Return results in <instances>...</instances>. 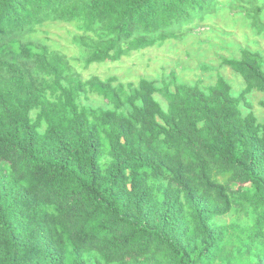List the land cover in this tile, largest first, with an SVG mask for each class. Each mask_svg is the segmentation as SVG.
Instances as JSON below:
<instances>
[{"label": "trees", "instance_id": "16d2710c", "mask_svg": "<svg viewBox=\"0 0 264 264\" xmlns=\"http://www.w3.org/2000/svg\"><path fill=\"white\" fill-rule=\"evenodd\" d=\"M220 5L0 0V264H243L229 243L264 240V123L240 107L253 90L264 94L260 52L221 57L245 81L234 96L220 74L207 89L174 71L162 86L83 80L34 36L47 22L74 23L88 68L182 41ZM260 13L245 16L263 32ZM91 93L112 108L81 105ZM234 207L251 210L254 225L215 221ZM257 256L251 264H264V250Z\"/></svg>", "mask_w": 264, "mask_h": 264}, {"label": "rangeland", "instance_id": "374dc122", "mask_svg": "<svg viewBox=\"0 0 264 264\" xmlns=\"http://www.w3.org/2000/svg\"><path fill=\"white\" fill-rule=\"evenodd\" d=\"M257 7L261 9V19L264 22V0H221L216 12L202 21L196 20L192 23V30L182 41L170 40L162 46L133 51L120 61L93 63L88 68L79 59V47L73 43V35L78 32L74 23L47 22L38 27L34 36L43 40L52 50L67 54L83 80L93 75L102 79L115 75L125 84L133 83L137 86L142 78H147L162 86L163 81L169 80V75L174 71L178 82L195 84L201 80L202 86L207 89L215 84L220 74L230 83L232 94L238 96L245 88V81L231 67L223 66L221 57L240 58L244 48L258 51L264 57V31L258 32L251 19L245 16V13L254 11ZM205 66L209 67V70H206ZM263 98L264 94L259 90L249 93V107L245 102L240 106L243 115L253 112L258 122L264 123V107L261 105ZM156 99L167 109L168 102L161 95L157 94ZM79 103L88 107L112 108L103 97L92 93L87 98L83 95ZM36 115L37 111L31 112L33 120ZM44 130L45 124L40 128V132L43 133ZM103 162L106 165L109 162L108 157ZM215 221L218 224L238 223L252 227L255 214L251 210L244 212L234 207L230 213L215 218ZM248 243V240L229 243V247L235 251H238L239 246L242 247L243 264L258 261L257 254H262L264 250L262 238L249 248L246 246Z\"/></svg>", "mask_w": 264, "mask_h": 264}, {"label": "bare ground", "instance_id": "6f19581e", "mask_svg": "<svg viewBox=\"0 0 264 264\" xmlns=\"http://www.w3.org/2000/svg\"><path fill=\"white\" fill-rule=\"evenodd\" d=\"M208 30V29H207ZM263 34V33H262Z\"/></svg>", "mask_w": 264, "mask_h": 264}, {"label": "crops", "instance_id": "0c3cea01", "mask_svg": "<svg viewBox=\"0 0 264 264\" xmlns=\"http://www.w3.org/2000/svg\"><path fill=\"white\" fill-rule=\"evenodd\" d=\"M248 96V95H247ZM264 99V98H263Z\"/></svg>", "mask_w": 264, "mask_h": 264}]
</instances>
